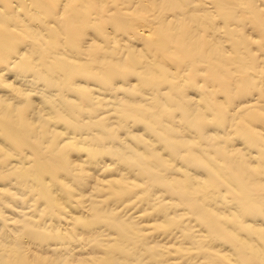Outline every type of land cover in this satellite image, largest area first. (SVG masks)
Instances as JSON below:
<instances>
[{
    "label": "clouds",
    "instance_id": "obj_1",
    "mask_svg": "<svg viewBox=\"0 0 264 264\" xmlns=\"http://www.w3.org/2000/svg\"><path fill=\"white\" fill-rule=\"evenodd\" d=\"M262 122L264 0H0V139L30 161L8 175L33 195L0 210V264H159L211 239L229 264H264ZM162 225L178 245L153 243ZM71 244L99 256L33 251Z\"/></svg>",
    "mask_w": 264,
    "mask_h": 264
},
{
    "label": "bare ground",
    "instance_id": "obj_2",
    "mask_svg": "<svg viewBox=\"0 0 264 264\" xmlns=\"http://www.w3.org/2000/svg\"><path fill=\"white\" fill-rule=\"evenodd\" d=\"M257 129H264V122L262 123H255L253 125ZM0 147H3L5 151L11 152L12 155L15 157L13 159H9L5 161L4 163L0 164V210H2L5 214L16 217L18 216L17 212H13L11 208L5 207L6 204H12L15 207H20V201L14 199V197H27L29 201L33 199V195L31 193V181H25L22 179H18L14 175H8V173L11 171L12 168H19L21 166H27L30 161L26 159L25 156H22L19 152H17L13 145L9 143L8 141L4 139H0ZM196 170V168H194ZM196 172V171H193ZM109 174H105L100 177L101 180L105 179H112L117 176L115 172H108ZM203 172H199L198 176H203ZM95 184V180H93L91 183L86 184L80 188V190L83 193H90L93 191L92 185ZM54 195L56 196V199L60 200L61 202H65V207L68 208L69 213L72 216L75 217H82L86 215L83 208L79 207L75 201H68V197L63 195L61 193V190L59 187L55 188L53 190ZM133 197H124V202H127L129 199ZM117 203L116 200L109 201L110 205H115ZM41 207H43V204L41 203ZM132 207H136V205H132ZM145 209H148L151 211V209L148 208V203H142L140 204V208L138 209V212L144 211ZM210 211L213 212V214H217L215 212V209H210ZM221 213L225 214V219H230L226 215L228 212L227 208H221ZM165 220V216L159 212L153 213L149 216L142 217V222L147 225H152L154 222H162ZM251 220V219H249ZM46 223H50L53 227H61L66 226L68 221L67 220H61L55 217H48L46 218ZM3 226V222L0 221V227ZM200 227L199 225H197ZM249 226H252L250 224ZM201 233H204L205 235H208L209 233H214L215 228L211 223H208L206 227H200ZM158 234V235H155ZM181 236V231L177 228H165L163 225L161 226V229L156 231L153 236L151 237V240L153 243L163 245V246H169L173 244H179V237ZM185 244H187V241H184ZM208 251L200 255L198 258L188 255L187 258H183L185 254L181 252L180 255L171 256L168 257V261H162L159 262V264H168L169 261H179L180 264H190V262L195 259L196 264H210L213 260L217 262V264H229V261L227 259L228 256L232 255L235 252V248L233 245L224 243L220 239H211L208 241ZM218 247V248H217ZM175 250V249H174ZM34 252H37L39 254L40 258L49 257L51 259H75V258H87L89 255H95L99 256V250H93V249H83L78 244H71L70 247L67 249H61L59 252L53 251L52 249H49L47 247H41L39 249H33Z\"/></svg>",
    "mask_w": 264,
    "mask_h": 264
},
{
    "label": "rangeland",
    "instance_id": "obj_3",
    "mask_svg": "<svg viewBox=\"0 0 264 264\" xmlns=\"http://www.w3.org/2000/svg\"><path fill=\"white\" fill-rule=\"evenodd\" d=\"M192 171H197V170H195L194 168L192 169ZM106 173H103V175H105ZM107 174H109V173H107ZM102 174L100 175V177H102L103 176ZM103 177H105V176H103ZM249 219H251V218H249ZM253 223H255V222H253ZM260 223H264V221H261ZM155 235H158V234H155ZM218 248V247H217Z\"/></svg>",
    "mask_w": 264,
    "mask_h": 264
}]
</instances>
